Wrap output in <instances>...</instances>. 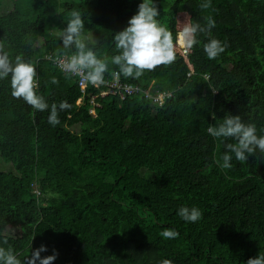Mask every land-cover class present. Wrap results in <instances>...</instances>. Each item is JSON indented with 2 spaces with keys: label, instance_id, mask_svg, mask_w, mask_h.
Listing matches in <instances>:
<instances>
[{
  "label": "trees",
  "instance_id": "1",
  "mask_svg": "<svg viewBox=\"0 0 264 264\" xmlns=\"http://www.w3.org/2000/svg\"><path fill=\"white\" fill-rule=\"evenodd\" d=\"M0 264H264V0H0Z\"/></svg>",
  "mask_w": 264,
  "mask_h": 264
},
{
  "label": "built area",
  "instance_id": "2",
  "mask_svg": "<svg viewBox=\"0 0 264 264\" xmlns=\"http://www.w3.org/2000/svg\"><path fill=\"white\" fill-rule=\"evenodd\" d=\"M56 65L59 69L67 72H71L73 75L78 77V87L81 94V98L77 100L76 105H81L83 100H87L89 105V114L92 117H95V111L99 108V104L97 102L98 98H103L108 95L116 96L121 101L125 98L131 96L133 93V89L130 86H124L118 83L116 80V76L112 79V81L103 82L97 75L90 76L86 74L80 66L82 65V60H73L69 61L68 64L63 60H56ZM98 91V94H92L88 91ZM165 95L159 94L153 98H151L154 102L162 103Z\"/></svg>",
  "mask_w": 264,
  "mask_h": 264
},
{
  "label": "rangeland",
  "instance_id": "3",
  "mask_svg": "<svg viewBox=\"0 0 264 264\" xmlns=\"http://www.w3.org/2000/svg\"><path fill=\"white\" fill-rule=\"evenodd\" d=\"M180 35H181L182 38L181 37L179 38ZM59 36H61V34H59ZM176 38H177L176 39L177 45L183 46L184 43H185V39H184L183 33H178ZM182 49H183L182 51H184L185 47H182Z\"/></svg>",
  "mask_w": 264,
  "mask_h": 264
},
{
  "label": "clouds",
  "instance_id": "4",
  "mask_svg": "<svg viewBox=\"0 0 264 264\" xmlns=\"http://www.w3.org/2000/svg\"><path fill=\"white\" fill-rule=\"evenodd\" d=\"M183 47H185V43H184V46H183ZM179 48H180V47H179ZM180 49L183 50L182 48H180ZM80 98H81V96H80ZM80 98H79V99H80ZM124 100H125V99H124ZM124 100H123V101H124ZM84 101L87 102V100H83L82 103H83ZM76 102H77V101H76ZM82 103H81V105H82ZM87 104H88V102H87ZM79 106H80V105H79ZM89 108H90V107H89ZM88 113H89V110H88ZM89 115H90V114H89Z\"/></svg>",
  "mask_w": 264,
  "mask_h": 264
},
{
  "label": "bare ground",
  "instance_id": "5",
  "mask_svg": "<svg viewBox=\"0 0 264 264\" xmlns=\"http://www.w3.org/2000/svg\"><path fill=\"white\" fill-rule=\"evenodd\" d=\"M63 58V57H62ZM65 59V58H64ZM68 62V61H67Z\"/></svg>",
  "mask_w": 264,
  "mask_h": 264
}]
</instances>
